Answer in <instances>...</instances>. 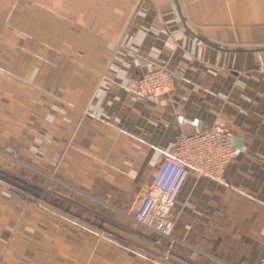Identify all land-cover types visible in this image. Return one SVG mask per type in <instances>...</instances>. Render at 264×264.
Here are the masks:
<instances>
[{
  "label": "crops",
  "instance_id": "crops-1",
  "mask_svg": "<svg viewBox=\"0 0 264 264\" xmlns=\"http://www.w3.org/2000/svg\"><path fill=\"white\" fill-rule=\"evenodd\" d=\"M155 66L176 87L136 94ZM253 155L192 172L173 239L136 204L181 133ZM190 229H186V225ZM264 0H0V264H260Z\"/></svg>",
  "mask_w": 264,
  "mask_h": 264
},
{
  "label": "built area",
  "instance_id": "built-area-1",
  "mask_svg": "<svg viewBox=\"0 0 264 264\" xmlns=\"http://www.w3.org/2000/svg\"><path fill=\"white\" fill-rule=\"evenodd\" d=\"M175 87L170 71L164 66H155L137 81L135 91L139 96L154 98L171 93ZM241 156L253 158L251 153L235 146L226 125L214 124L198 133H181L138 199L136 220L151 231L173 239L175 221L172 213L189 175L194 172L198 176L221 180L226 166ZM185 228L191 226L188 224ZM260 264H264V252Z\"/></svg>",
  "mask_w": 264,
  "mask_h": 264
}]
</instances>
